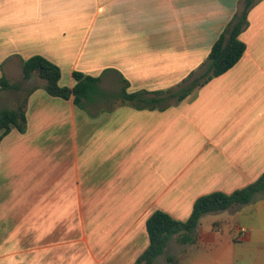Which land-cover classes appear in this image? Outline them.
Wrapping results in <instances>:
<instances>
[{
    "label": "crops",
    "instance_id": "1",
    "mask_svg": "<svg viewBox=\"0 0 264 264\" xmlns=\"http://www.w3.org/2000/svg\"><path fill=\"white\" fill-rule=\"evenodd\" d=\"M241 2L0 0V79H23V61L40 55L61 68L64 87L78 74L100 78L108 95L123 79L128 93L177 94L204 72ZM240 39L234 67L156 108L103 99L83 109L38 87L26 132L12 127L0 142V264H134L154 212L186 221L198 198L258 180L264 0ZM204 218L181 264H264L263 196Z\"/></svg>",
    "mask_w": 264,
    "mask_h": 264
},
{
    "label": "trees",
    "instance_id": "2",
    "mask_svg": "<svg viewBox=\"0 0 264 264\" xmlns=\"http://www.w3.org/2000/svg\"><path fill=\"white\" fill-rule=\"evenodd\" d=\"M260 1L242 0L239 11L211 48L204 64V72L196 78L191 75L186 80L190 83L183 90L177 94L168 92L165 97L162 95L167 91L154 92L153 96H150L147 91L128 93L126 81L123 79L121 93L112 95L113 97L108 99L106 94L101 92L100 78L78 74H74L77 83L73 88L64 87L60 85L62 71L57 64L40 55L32 56L23 61V80L29 81L37 77L41 81L40 86H32L27 91H22L19 83L10 82L5 76L0 79V92L15 91L18 93L16 103L12 107L0 108V142L10 133L12 127L17 128L21 133L26 132L28 99L38 87L43 88L51 96L66 100L73 99L75 104L83 109H85V103L103 99L130 104L138 109L156 108L171 99H176L177 102L183 101L197 88L221 76L239 62L246 51V44L240 36L249 25L251 9ZM259 196L264 197V173L252 184L230 194L215 192L198 198L186 221L176 220L164 211L154 212L146 222L149 246L134 264H157L158 257L165 252L170 240L174 237L179 244H197V230L205 215L224 211L234 206L250 204ZM183 258L182 255L169 254L166 256V261L168 264H181Z\"/></svg>",
    "mask_w": 264,
    "mask_h": 264
},
{
    "label": "rangeland",
    "instance_id": "3",
    "mask_svg": "<svg viewBox=\"0 0 264 264\" xmlns=\"http://www.w3.org/2000/svg\"><path fill=\"white\" fill-rule=\"evenodd\" d=\"M13 83H19L22 87V91H27L32 86H35V85L41 83V81L37 77H34L33 79H31L29 81L19 79L17 81H14ZM17 95H18V93L15 91H2V92H0V108L4 107V106L12 107L16 103ZM106 97L108 99H110L113 96L106 94ZM106 101H109V100H106ZM110 101H113V100H110ZM223 213H226V210L219 211V212H212V213L205 215L206 218H204V219L211 220L213 218L220 217L221 215H223ZM206 220H204V221H206ZM170 241H172V244H168L164 254L169 255V253H170V254H176V255H183L182 246H181V244H179L176 241L175 237L172 238ZM169 243H171V242H169ZM165 263H167L166 258H163V263H160V264H165Z\"/></svg>",
    "mask_w": 264,
    "mask_h": 264
},
{
    "label": "built area",
    "instance_id": "4",
    "mask_svg": "<svg viewBox=\"0 0 264 264\" xmlns=\"http://www.w3.org/2000/svg\"><path fill=\"white\" fill-rule=\"evenodd\" d=\"M245 235H246V230L245 229H239L238 237H244Z\"/></svg>",
    "mask_w": 264,
    "mask_h": 264
}]
</instances>
